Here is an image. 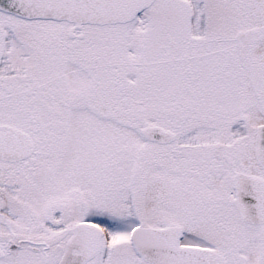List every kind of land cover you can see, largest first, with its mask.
I'll use <instances>...</instances> for the list:
<instances>
[{
  "label": "snow or ice",
  "instance_id": "snow-or-ice-1",
  "mask_svg": "<svg viewBox=\"0 0 264 264\" xmlns=\"http://www.w3.org/2000/svg\"><path fill=\"white\" fill-rule=\"evenodd\" d=\"M0 264H264V0H0Z\"/></svg>",
  "mask_w": 264,
  "mask_h": 264
}]
</instances>
